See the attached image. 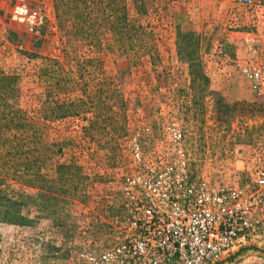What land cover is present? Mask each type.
<instances>
[{
  "label": "rangeland",
  "instance_id": "rangeland-1",
  "mask_svg": "<svg viewBox=\"0 0 264 264\" xmlns=\"http://www.w3.org/2000/svg\"><path fill=\"white\" fill-rule=\"evenodd\" d=\"M253 30L233 0H0V69L37 133V175L0 165V264H84L142 238L122 179L163 171L247 209L251 228L214 264H264V98L241 71L264 65V27L250 50L230 34Z\"/></svg>",
  "mask_w": 264,
  "mask_h": 264
},
{
  "label": "built area",
  "instance_id": "built-area-1",
  "mask_svg": "<svg viewBox=\"0 0 264 264\" xmlns=\"http://www.w3.org/2000/svg\"><path fill=\"white\" fill-rule=\"evenodd\" d=\"M233 2L249 15L254 30L230 34L248 50L260 46L262 36L258 29L264 27V0ZM14 19L28 26L39 23L21 8L16 9ZM241 71L249 91L264 98V65L250 63ZM262 134L264 138V127ZM260 157L264 165V153ZM254 175V195L263 201L264 168ZM179 176L163 171L157 175L137 173L124 177L121 194L131 211L129 226H136L138 234L144 236H133L126 245L84 253V264H214L239 242L252 225L245 218L247 209L233 208L230 187L195 186L178 180ZM112 222L117 223L116 219Z\"/></svg>",
  "mask_w": 264,
  "mask_h": 264
},
{
  "label": "trees",
  "instance_id": "trees-1",
  "mask_svg": "<svg viewBox=\"0 0 264 264\" xmlns=\"http://www.w3.org/2000/svg\"><path fill=\"white\" fill-rule=\"evenodd\" d=\"M44 72L49 76L52 69L46 67ZM18 93L13 86L11 78L0 69V143L6 144L5 151L0 153V165L10 163L13 165L15 173L19 168L23 174L37 175V170H33L36 157H33L34 142L37 136L36 131L27 129L25 124V117L23 111L14 108L13 104L16 101ZM97 103V102H96ZM75 106H87L88 110H92L94 101L90 99L79 98L74 101ZM70 104H61L55 109L61 110ZM54 109V110H55ZM68 114H60L59 117L63 118ZM28 147V148H27ZM20 162V163H19Z\"/></svg>",
  "mask_w": 264,
  "mask_h": 264
}]
</instances>
